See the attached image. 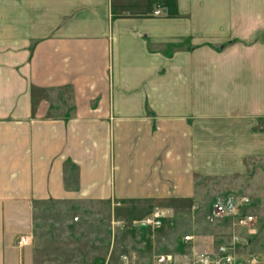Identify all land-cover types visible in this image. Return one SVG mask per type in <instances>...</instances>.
Returning <instances> with one entry per match:
<instances>
[{"label":"crops","instance_id":"1","mask_svg":"<svg viewBox=\"0 0 264 264\" xmlns=\"http://www.w3.org/2000/svg\"><path fill=\"white\" fill-rule=\"evenodd\" d=\"M218 179L264 202V0H0V264L37 204L194 212Z\"/></svg>","mask_w":264,"mask_h":264},{"label":"rangeland","instance_id":"2","mask_svg":"<svg viewBox=\"0 0 264 264\" xmlns=\"http://www.w3.org/2000/svg\"><path fill=\"white\" fill-rule=\"evenodd\" d=\"M221 184L219 179L208 183V192L196 202L200 211L193 212L189 203L180 202L176 212L164 213L162 227L155 230L137 225L154 211L144 204L133 207L110 202L48 201L37 204L34 228L30 233L32 241L26 246L33 255L31 264H152L154 256L164 253L173 254L176 264H184L187 251L181 239L188 235L190 226H195L194 231L198 233L194 244L199 249L207 243L204 231L218 239L228 235V221L209 224L205 219L213 202L225 196H232L236 201L248 200L247 205L243 204V213L255 217L256 234L240 251L259 257L262 250L260 248L258 252L257 246L264 231V221L258 217L263 218L264 202L250 195H225L229 192L222 191ZM208 226L212 231H208ZM260 259L264 261V257Z\"/></svg>","mask_w":264,"mask_h":264},{"label":"built area","instance_id":"3","mask_svg":"<svg viewBox=\"0 0 264 264\" xmlns=\"http://www.w3.org/2000/svg\"><path fill=\"white\" fill-rule=\"evenodd\" d=\"M247 199L238 201L232 196H225L213 202L205 214L206 222L215 224L228 221L230 231L228 235L214 238L208 237L206 245L199 249L195 246L193 235H185L181 239L187 261L184 264H264L255 253L243 254L240 251L250 238L256 234L254 225L256 219L253 215L243 213V204ZM164 214L160 210H154L150 215L138 222V226L151 228L152 230L162 227ZM32 241L30 234H22L16 240V246L22 249ZM173 254L164 253L153 257L152 264H176Z\"/></svg>","mask_w":264,"mask_h":264}]
</instances>
